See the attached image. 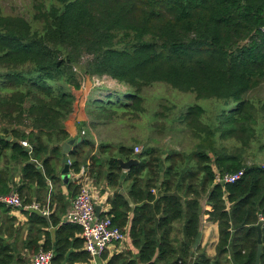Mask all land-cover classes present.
I'll use <instances>...</instances> for the list:
<instances>
[{
  "label": "trees",
  "instance_id": "obj_1",
  "mask_svg": "<svg viewBox=\"0 0 264 264\" xmlns=\"http://www.w3.org/2000/svg\"><path fill=\"white\" fill-rule=\"evenodd\" d=\"M38 1L33 21L39 26L0 8V160L8 151L22 165V178L36 184L37 201H43L47 180L60 182L55 164L62 158V143L69 139L64 122L78 102L64 85L79 89L82 75L108 76L128 86L124 106L131 112L143 110L141 91L156 82L192 92L196 98L221 100L230 106L210 122L202 118L206 110L199 105L184 114L206 145L192 153L194 166L176 163L159 169L158 162L168 158L155 155L152 147L135 153L134 147L118 144L112 155L110 144H98L99 157L91 156L89 171L114 189L104 215L123 231L128 228L137 250L115 254L107 264H188L191 245L198 246L203 194V214L207 221L217 222L218 241L213 257L199 252L192 264H256L259 222V264H264L263 163L255 157L247 164L235 151L251 138L259 143L264 136V101L252 102L246 96L264 80V0ZM110 105V100H96L88 112L94 107L100 119L101 113L114 112ZM226 139L236 142L233 149L221 144ZM21 140L31 147L22 146ZM263 147L264 142L257 146ZM119 158L138 162L125 171ZM79 167L78 160L71 161L72 171ZM240 169L243 175L234 183L222 187L213 182L216 171ZM187 177L196 179L199 187ZM125 181L129 183L124 192L119 187ZM27 183L16 188L24 204L31 202L22 192ZM66 188L67 195L50 191L49 208L55 207L48 217L25 211L24 248L33 253L51 249L52 263L88 258L80 227L59 223V215L78 191L74 182ZM13 220L10 217V228ZM182 221L184 240L177 249L172 233ZM49 222L55 227L53 241L48 231L43 232ZM43 233L44 242L39 243ZM17 239L8 226H0V264L23 263L15 254Z\"/></svg>",
  "mask_w": 264,
  "mask_h": 264
},
{
  "label": "rangeland",
  "instance_id": "obj_2",
  "mask_svg": "<svg viewBox=\"0 0 264 264\" xmlns=\"http://www.w3.org/2000/svg\"><path fill=\"white\" fill-rule=\"evenodd\" d=\"M39 2L38 0H0V8L4 14L23 16L33 26H39V23L33 21V15L39 11L36 8ZM78 80L80 81L79 89H72L67 85H64V87L71 89L75 93L81 106L80 109L85 113L88 121L87 126L84 124L86 130H88V126L95 125L96 122L99 123L97 129H95V134L98 139L111 145L112 155L117 154L116 147L118 144L132 147L138 146L140 151L147 147L154 148L155 155L159 156L162 154L163 159L168 158L167 162H158L159 169H163L166 164L176 163H180L183 168L185 166H194L196 160L192 153L195 150L206 148L202 137L198 134L199 132L192 129L189 122L184 118V114L190 106L199 105L204 108L206 111L202 118L204 121L208 120V122L218 112L221 113L225 107L230 106V104L224 105L221 100L196 98L192 92L179 91L165 83L156 82L144 87L141 91L143 110L131 112L124 106L128 102L126 96L130 92L128 86L108 76L100 77L94 75L87 78L82 75L78 77ZM246 96L252 102H257V100L264 101V80L256 88L249 91ZM83 97L91 98V102L110 100L113 102V108L110 106L114 112L105 111L101 113L102 118L98 119V113L93 111L94 107H91V113L88 112L89 102L83 101ZM84 102L86 103L84 104ZM254 141L256 140L251 138V141L249 140L246 145H241L235 151L242 155L247 164L252 163L255 157L261 163H264V147L261 150L257 148L260 143L264 142V136L262 139L260 138L259 143ZM221 144H224L229 150L233 149L236 142L226 139L222 140ZM186 180L194 188L199 187L196 179L192 180L187 177ZM128 183L129 181H125L124 185L127 186ZM153 190L156 193V189ZM204 198L206 199V194L201 196L200 201H203ZM21 199L23 200V198ZM37 202L41 203L42 206L46 203V201ZM45 205H48V203ZM180 233V224L178 222L175 224L172 233L176 243L181 239ZM209 238L211 241V233H209ZM28 254L26 262H28L31 252ZM158 264H170V262H160Z\"/></svg>",
  "mask_w": 264,
  "mask_h": 264
},
{
  "label": "crops",
  "instance_id": "obj_3",
  "mask_svg": "<svg viewBox=\"0 0 264 264\" xmlns=\"http://www.w3.org/2000/svg\"><path fill=\"white\" fill-rule=\"evenodd\" d=\"M82 100L87 101V103L89 102V105L92 103L91 98L87 99L86 97H83ZM85 103L86 102H84V104ZM80 107L81 106L79 105V101L76 102L74 110L69 114V116L67 117V119L64 122L65 127H66L67 131L69 132V139L73 138V139H75V141L73 144H71L69 146L68 152L66 154H63L62 145H61L62 158H61V160L56 161V164H55L56 175L59 177L60 182H57L56 184L53 185L51 183V181L47 180V185L49 187L48 188L49 190L43 189V202L44 201H46V203L49 202V193L51 190L56 192L59 189V190H61L62 194L67 195V192H68L67 188H66L67 183L68 182H74L73 177H72V170H71L70 166L68 167L67 179L66 180L64 179L65 175L63 174L62 171H63L64 165L67 163V160L73 161L76 159L80 162V166L81 165L87 166L88 171H89L90 170L89 166H90V162H91V156L97 155L96 149L98 147V144L103 142L101 139H98L97 135L95 134V129H97L99 123L96 122L95 125L88 126V130H86V126L88 125V121L85 117V113L82 111V109H80ZM96 121H97V119H96ZM84 124H86V126H84ZM93 126H94V128H93ZM82 131L84 133H82ZM77 138H80V139L77 141ZM84 140L86 142H84ZM81 141L84 143H80ZM71 150L78 151L79 154L77 156H72L69 154V151H71ZM6 154L7 155L4 156L0 160V192L1 193H5L11 189L16 190V188L18 186L25 185L27 183V181L22 178V170H21L22 165L16 161L12 160L9 156L8 151L6 152ZM38 165L41 167L40 164H38ZM89 175H90L91 180H92L93 201H94L95 206L100 207L99 216H100V214H103V215H101V217H102L110 209V205L107 201V198L112 195L114 189L112 187L108 186L107 183L104 181V179L96 180L95 177H93L91 175L90 171H89ZM125 187L126 186L122 182L119 189H122L125 192V190H124ZM22 192L26 193L25 195L28 196L30 198V200H32V201L37 200L36 195H35V193H36V184L35 183H33V184L27 183V187ZM71 199L69 200V207H70ZM205 200L206 199L204 198L203 201L202 200L200 201L202 214L200 215L198 246L194 245V244L191 245V248H190L191 253H190L189 259L187 261L188 264H192L194 258L198 255L199 252H204L209 257H213L216 253L215 246H216V243L218 241V225H217V222H212V221L206 220V218L203 214V212L206 208ZM46 203H44V205ZM48 207H49V204H48ZM54 207H55V205H53V208ZM69 207L66 208L65 212H63L62 214L59 215V220H60L59 223H65L64 217H65V213ZM8 208H9V211H6V206L0 207V226L1 225L8 226V231L12 232V236L18 237V239L16 241L17 242V244H16L17 250H16L15 254L17 257H21L23 259L22 264H31L32 255H34L35 253L31 252V254L29 256V260H28V262H26L27 261L26 257L29 255L28 253H30V251L27 250L26 248H24V245H23V242L25 241L26 236H27V232H28V230H27L28 229V222H27L28 218H27L26 212L29 210L23 209V208H10V207H8ZM53 208H49L50 213L52 212ZM22 210H24V212ZM48 216H46V217H48ZM10 217L14 218V220L12 221L11 228L9 227ZM179 224H180V232H181L180 233L181 239L179 242H181L184 240L183 228H182L183 227V221ZM2 228H3V226H2ZM16 230H17V235L15 234ZM44 231H48L50 233V238L53 241L54 240L55 227L52 226L51 223L49 222L47 227H43V232ZM124 232H125V238L120 242H115V243L110 244L107 247V249L104 251L102 256L97 258V262H99L100 264H107L108 260L115 254H118L120 252H126L128 250H131L133 253L137 251L131 244V239H130L129 234H128V228H125ZM209 233H211V241L209 238ZM78 235L80 236V233ZM42 236H41L39 243L44 242V239H45L44 233ZM179 242H177V244H176L177 249H179V244H178ZM197 247H198V249H197ZM82 249H83V246H82ZM39 250H41V249H39ZM48 250H51V249H48ZM52 264H92V261L90 260V258L88 256L87 260H85V261L77 260V261H73V262L69 263L68 261L63 260L60 263H52Z\"/></svg>",
  "mask_w": 264,
  "mask_h": 264
},
{
  "label": "built area",
  "instance_id": "obj_4",
  "mask_svg": "<svg viewBox=\"0 0 264 264\" xmlns=\"http://www.w3.org/2000/svg\"><path fill=\"white\" fill-rule=\"evenodd\" d=\"M82 133H84L82 131ZM22 146L30 148L26 140L20 141ZM135 153L140 151L138 146H134ZM70 166L71 161L67 160ZM264 167V163L262 164ZM243 175V169L237 171L215 172L213 182L224 187L226 184L234 183ZM74 182L79 186L78 191L71 199L70 207L65 213V222L76 224L80 227V236L83 240V249L88 253L92 264H100L97 258L101 257L107 247L115 242H120L125 238V232L117 225L113 224L111 217L104 215L96 216L95 204L93 201L92 180L87 166H80L77 172L72 171ZM152 191H154L152 189ZM0 204L10 208H23L35 210L44 216L50 214L48 205H40L36 201L23 203L19 193L11 189L5 193L0 192ZM261 219H264L261 217ZM52 250H39L31 258V264H52Z\"/></svg>",
  "mask_w": 264,
  "mask_h": 264
},
{
  "label": "water",
  "instance_id": "obj_5",
  "mask_svg": "<svg viewBox=\"0 0 264 264\" xmlns=\"http://www.w3.org/2000/svg\"><path fill=\"white\" fill-rule=\"evenodd\" d=\"M7 139L9 140L10 139V136L7 137ZM80 138H77V141L79 140ZM75 141V139L71 138L67 141H65L63 144H62V151H63V154H66L68 152V149H69V146L71 144H73ZM118 162H119V165L120 167L123 169V170H128L132 165L136 164L138 162V159L137 158H130L128 160H123L121 158L118 159ZM38 167H40L38 165ZM68 167L69 165L66 163L64 165V168H63V174L65 175L64 176V179L66 180L67 179V174H68ZM99 209L100 207L99 206H95V213H96V216L98 217L99 216ZM257 242H258V246H257V254H256V264H259V258H260V255H261V251H262V245H261V222H259L257 224Z\"/></svg>",
  "mask_w": 264,
  "mask_h": 264
}]
</instances>
